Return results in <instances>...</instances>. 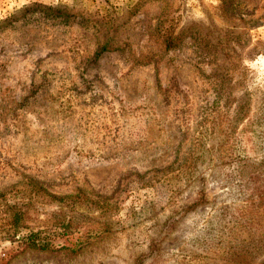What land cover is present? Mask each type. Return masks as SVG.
<instances>
[{
  "label": "rangeland",
  "instance_id": "374dc122",
  "mask_svg": "<svg viewBox=\"0 0 264 264\" xmlns=\"http://www.w3.org/2000/svg\"><path fill=\"white\" fill-rule=\"evenodd\" d=\"M262 261L264 0H0V264Z\"/></svg>",
  "mask_w": 264,
  "mask_h": 264
},
{
  "label": "trees",
  "instance_id": "16d2710c",
  "mask_svg": "<svg viewBox=\"0 0 264 264\" xmlns=\"http://www.w3.org/2000/svg\"><path fill=\"white\" fill-rule=\"evenodd\" d=\"M237 224L239 225V226H244V225H242V223H240V222H237ZM220 231H221V233H219V235H217V236H219L218 238H223L224 237V230L223 229H219ZM221 241H224V238L221 240ZM217 246H218V248L217 249H215V251H213V248L210 246L208 249H206V251L207 252H215V253H217L220 257H222V258H227V256H228V251H227V247H226V249H224V247L222 246V245H219L218 243H217ZM259 264H264V261H262V262H260Z\"/></svg>",
  "mask_w": 264,
  "mask_h": 264
}]
</instances>
